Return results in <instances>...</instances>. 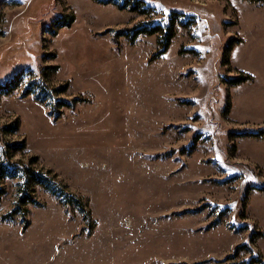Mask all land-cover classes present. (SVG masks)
<instances>
[{"label":"rangeland","instance_id":"1","mask_svg":"<svg viewBox=\"0 0 264 264\" xmlns=\"http://www.w3.org/2000/svg\"><path fill=\"white\" fill-rule=\"evenodd\" d=\"M132 1L0 0V264H264V2Z\"/></svg>","mask_w":264,"mask_h":264},{"label":"trees","instance_id":"2","mask_svg":"<svg viewBox=\"0 0 264 264\" xmlns=\"http://www.w3.org/2000/svg\"><path fill=\"white\" fill-rule=\"evenodd\" d=\"M249 1H251V2L263 1L264 2V0H249ZM130 4H131V6L129 8L132 11H138V12L144 13V14H148V12L151 11V9H152V8L147 7L145 5L144 0H133ZM123 6L124 5L120 6V8H125V6L124 7ZM142 33L143 34H148V35H151V34H157L158 35V39H159L158 40V44H160L161 50L158 53H156V54L153 55V58H157L159 55H161L162 53H164V51L168 47L171 38H173V36H174V29H173V27L171 25H168V26L164 27V25L156 24V25L151 26L148 29H146V28H144V29L143 28H141V29H135V30H133V32L131 33V35H129L128 37L130 38V40L133 41V40H135V38L138 35H140ZM226 62H227V60L224 61V64H228V62L227 63ZM244 78H246V77L245 76L244 77H240L238 79L233 80L232 82L234 84H238V83L246 80ZM258 134H260L261 137L264 136L262 130H260L259 133L253 134V136H258ZM15 149H16V147H15ZM18 149H20V146H18ZM26 171H23V172H25L26 177L28 176V174L30 175V177L27 178L26 181H30L31 183H33L35 185L44 186L50 192L55 193V187H57V185L51 184L50 181L48 179H46L45 177H43L42 175L33 173V171H30V170H28L27 172ZM26 198H28L27 201L29 203L34 202L31 197L26 196ZM76 203H77V205L79 206V208L81 210H84L83 207H82L81 202L79 201V199L76 200ZM249 249L252 252V249L251 248H249ZM254 263L262 264V262L260 261V259H253L252 260V258L249 260V262L247 264H254Z\"/></svg>","mask_w":264,"mask_h":264},{"label":"crops","instance_id":"3","mask_svg":"<svg viewBox=\"0 0 264 264\" xmlns=\"http://www.w3.org/2000/svg\"><path fill=\"white\" fill-rule=\"evenodd\" d=\"M242 43V42H241ZM228 63H230V60L228 61ZM230 65H231V63H230ZM231 67H233L232 65H231ZM235 70H237V71H239V72H243V73H247V72H245V71H242V70H240V69H238V68H235V67H233ZM247 74H249V73H247ZM250 76H251V74H249ZM251 77H253V82H254V76H251Z\"/></svg>","mask_w":264,"mask_h":264}]
</instances>
